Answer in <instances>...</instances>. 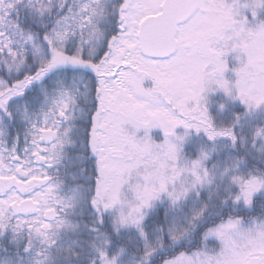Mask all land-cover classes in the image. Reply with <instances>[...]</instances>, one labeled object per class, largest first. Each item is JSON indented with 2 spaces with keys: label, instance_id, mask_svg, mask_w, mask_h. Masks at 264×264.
Segmentation results:
<instances>
[{
  "label": "snow or ice",
  "instance_id": "1",
  "mask_svg": "<svg viewBox=\"0 0 264 264\" xmlns=\"http://www.w3.org/2000/svg\"><path fill=\"white\" fill-rule=\"evenodd\" d=\"M0 264H264V0H0Z\"/></svg>",
  "mask_w": 264,
  "mask_h": 264
},
{
  "label": "rangeland",
  "instance_id": "2",
  "mask_svg": "<svg viewBox=\"0 0 264 264\" xmlns=\"http://www.w3.org/2000/svg\"><path fill=\"white\" fill-rule=\"evenodd\" d=\"M154 135L156 136V138H162V134L159 132V130H154Z\"/></svg>",
  "mask_w": 264,
  "mask_h": 264
}]
</instances>
